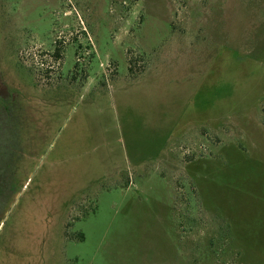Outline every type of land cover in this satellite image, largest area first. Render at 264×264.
<instances>
[{"label": "rangeland", "instance_id": "374dc122", "mask_svg": "<svg viewBox=\"0 0 264 264\" xmlns=\"http://www.w3.org/2000/svg\"><path fill=\"white\" fill-rule=\"evenodd\" d=\"M0 264H264V0H0Z\"/></svg>", "mask_w": 264, "mask_h": 264}, {"label": "trees", "instance_id": "16d2710c", "mask_svg": "<svg viewBox=\"0 0 264 264\" xmlns=\"http://www.w3.org/2000/svg\"><path fill=\"white\" fill-rule=\"evenodd\" d=\"M81 238V237H80Z\"/></svg>", "mask_w": 264, "mask_h": 264}]
</instances>
